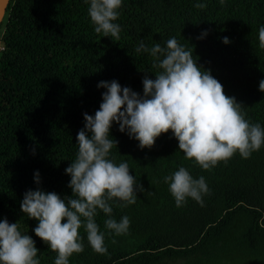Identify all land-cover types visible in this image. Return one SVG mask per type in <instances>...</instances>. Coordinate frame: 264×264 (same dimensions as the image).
Wrapping results in <instances>:
<instances>
[{
  "label": "trees",
  "instance_id": "1",
  "mask_svg": "<svg viewBox=\"0 0 264 264\" xmlns=\"http://www.w3.org/2000/svg\"><path fill=\"white\" fill-rule=\"evenodd\" d=\"M89 6L90 0H10L0 28V221L18 222L32 237L40 264H54L58 254L36 236L39 222L21 211L24 193L38 187L39 171L41 189L72 195L65 169L78 152L83 114L94 116L102 103L106 89L98 83L117 80L143 95L146 72L156 78L153 58L135 51L141 40L165 46L175 37L243 104L245 118L264 128V0H122L114 21L119 41L95 32ZM110 138L118 141L115 163L127 162L145 191L127 207L111 202L117 221L130 218L127 233L107 234L108 217L98 210L107 252H95L82 227L84 251L69 264H264V145L247 159L237 152L205 170L185 157L171 131L151 149L115 122ZM180 167L205 178L210 193L202 204L187 198L176 206L164 177Z\"/></svg>",
  "mask_w": 264,
  "mask_h": 264
},
{
  "label": "clouds",
  "instance_id": "2",
  "mask_svg": "<svg viewBox=\"0 0 264 264\" xmlns=\"http://www.w3.org/2000/svg\"><path fill=\"white\" fill-rule=\"evenodd\" d=\"M121 5L122 0H90L88 15L96 33L120 40L122 29L114 21ZM195 7L205 9L207 4L197 3ZM207 35L208 31H204L198 39ZM223 42L229 44L230 40L224 37ZM259 47L264 49V26L259 28ZM135 51L153 58L152 67L159 69L156 78L146 72L143 95L122 87L117 80L98 83V88L106 89L102 103L94 116L83 114L85 126L76 137L78 152L65 169L71 177L68 187L72 195L61 197L41 189L39 171L34 176L38 187L24 193L20 209L29 219L39 222L34 232L58 254L54 264H69L74 253L84 251L79 231L82 227L92 249L107 252L106 233L95 219L98 210L108 217L104 221L107 234L119 236L130 228L128 216L119 221L113 217L111 202L118 198L122 207L135 204L137 192L145 189L130 175L129 164L117 165L111 155V150L118 147V141L110 138L113 122L121 133L139 141L141 149H151L157 137L171 131L185 157L194 159L205 170L237 152L247 159L264 145V128L245 118L243 104L227 96L211 71L198 65L192 51L175 37L168 39L165 46L156 43L148 47L141 40ZM259 90L264 92V80L260 81ZM164 182L169 184L177 207L185 204L187 198L202 204L203 196L210 193L205 178L194 179L184 167L164 177ZM19 227L18 222L10 223L7 218L0 221V264H40L35 241L22 234Z\"/></svg>",
  "mask_w": 264,
  "mask_h": 264
},
{
  "label": "water",
  "instance_id": "3",
  "mask_svg": "<svg viewBox=\"0 0 264 264\" xmlns=\"http://www.w3.org/2000/svg\"><path fill=\"white\" fill-rule=\"evenodd\" d=\"M10 0H0V28Z\"/></svg>",
  "mask_w": 264,
  "mask_h": 264
}]
</instances>
